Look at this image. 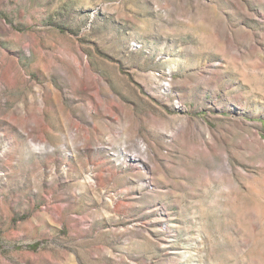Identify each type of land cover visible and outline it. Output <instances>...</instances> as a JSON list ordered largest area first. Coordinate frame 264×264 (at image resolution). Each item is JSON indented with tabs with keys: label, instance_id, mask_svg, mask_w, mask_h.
Returning a JSON list of instances; mask_svg holds the SVG:
<instances>
[{
	"label": "rangeland",
	"instance_id": "rangeland-1",
	"mask_svg": "<svg viewBox=\"0 0 264 264\" xmlns=\"http://www.w3.org/2000/svg\"><path fill=\"white\" fill-rule=\"evenodd\" d=\"M0 264H264V0H0Z\"/></svg>",
	"mask_w": 264,
	"mask_h": 264
},
{
	"label": "trees",
	"instance_id": "trees-1",
	"mask_svg": "<svg viewBox=\"0 0 264 264\" xmlns=\"http://www.w3.org/2000/svg\"><path fill=\"white\" fill-rule=\"evenodd\" d=\"M37 245H32L30 246L31 249H34Z\"/></svg>",
	"mask_w": 264,
	"mask_h": 264
},
{
	"label": "bare ground",
	"instance_id": "bare-ground-1",
	"mask_svg": "<svg viewBox=\"0 0 264 264\" xmlns=\"http://www.w3.org/2000/svg\"><path fill=\"white\" fill-rule=\"evenodd\" d=\"M80 65H82V64H80ZM86 67H88V66L86 65Z\"/></svg>",
	"mask_w": 264,
	"mask_h": 264
}]
</instances>
